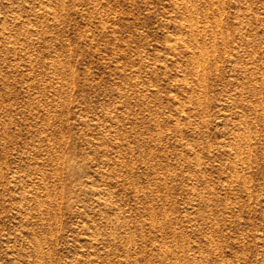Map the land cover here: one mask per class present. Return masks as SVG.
Returning <instances> with one entry per match:
<instances>
[{"label":"rangeland","instance_id":"1","mask_svg":"<svg viewBox=\"0 0 264 264\" xmlns=\"http://www.w3.org/2000/svg\"><path fill=\"white\" fill-rule=\"evenodd\" d=\"M0 264H264V0H0Z\"/></svg>","mask_w":264,"mask_h":264},{"label":"bare ground","instance_id":"2","mask_svg":"<svg viewBox=\"0 0 264 264\" xmlns=\"http://www.w3.org/2000/svg\"><path fill=\"white\" fill-rule=\"evenodd\" d=\"M194 56H195V55H194ZM194 56H193V57H194ZM195 57H196V56H195Z\"/></svg>","mask_w":264,"mask_h":264}]
</instances>
